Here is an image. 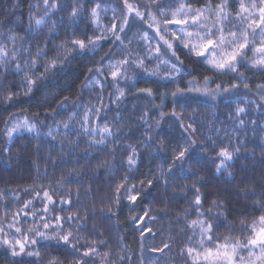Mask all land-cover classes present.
Returning <instances> with one entry per match:
<instances>
[{"label": "trees", "instance_id": "16d2710c", "mask_svg": "<svg viewBox=\"0 0 264 264\" xmlns=\"http://www.w3.org/2000/svg\"><path fill=\"white\" fill-rule=\"evenodd\" d=\"M95 2L102 7L116 8L119 18L126 14L123 0ZM95 2L50 0L57 5L49 12L50 19L45 17L47 23L29 31V16L36 19L45 13L43 0H0V45L10 54L16 48V59L22 69L16 74L15 64L9 65L7 72L0 68V226L3 227L0 264H50L53 260L55 264H75L77 255L63 243L51 240L44 247L40 242L30 243L31 239H38L28 232L34 227L31 213L36 211L39 219L43 208L38 199H33V190L41 188L49 190L57 201V210L48 214L50 222L55 223L54 216L80 217L73 220L71 227L65 224L64 230L73 231V242L79 240L81 252L89 246L97 248L98 255L91 260L85 258L88 264H203L194 259L196 255L188 254L189 248L194 249L200 243L195 227L189 226L191 221L212 223L211 245L214 246L217 242L223 244L225 238L230 242L237 239L244 242L250 232L241 229L264 215L260 203L264 201V107H258L264 105L258 87L264 85V71L243 64L236 73L218 74L181 48L177 55L183 60L184 71L175 82L161 78L165 74L161 65V76L140 73L135 81L120 79L118 84L110 76L107 80L100 77L103 87L93 84L82 88L88 69L94 68L100 55L111 47L106 44L95 61L87 56L69 57L70 67L66 63L63 72L47 73L31 94L24 95V73L32 74L31 64L25 61L36 58L39 72H43L45 59L36 56L38 51L47 52L49 59L57 53L63 56L65 48L70 50L66 42L93 35L96 27L92 23L91 8ZM128 2L141 8L145 0ZM205 2L191 0L194 8ZM218 2L211 0L213 6ZM81 3L85 6L79 16L71 18L73 6L79 7ZM29 5L34 6L31 13ZM12 35L16 37L14 42L8 39ZM122 58V53L114 52L113 60ZM138 71L129 67L127 75L131 77ZM205 76L214 81L209 85L213 89L222 83L225 87L232 84L238 87L221 93L214 101L187 90L189 81H196L203 88ZM118 88L125 91L119 100L116 99ZM144 88L151 89L153 95L149 97L139 91ZM177 88L184 89V94L174 98L171 93ZM9 92L18 95L7 101ZM65 97L67 101L61 108L59 105ZM98 97L103 98L104 107L99 119L94 112H87L88 123L96 122V128L107 124L116 133L114 137H107L105 144L95 143L101 139L99 134L83 131L88 125L84 123L87 109L101 108ZM239 107L246 111L238 116ZM173 111L179 118L171 115ZM161 112L165 113L162 118ZM145 113L146 123L140 119ZM20 117L34 124L35 129L16 135L10 142L6 125L10 128L11 122ZM181 122L185 127L191 123L195 132L185 131ZM65 123L69 129L64 128ZM188 137L196 141L195 149L190 150V158L173 165L174 155L178 154L179 146H186ZM133 149L136 164L130 169L128 157ZM221 149H227L233 158L225 160L227 170L221 169L218 173L217 167L223 159L219 155ZM126 175L131 179L125 181ZM69 180L72 182L65 183ZM148 180L153 181L151 186ZM121 183L141 189L136 204L125 198L123 190L120 202L115 203L116 188ZM197 189L202 202L199 212L192 203ZM61 196L70 199L71 205H60ZM30 199L33 205L24 208ZM25 212L29 213L27 217ZM14 216L20 233L8 228ZM134 216L140 219L134 221L131 219ZM78 225H85L86 230H78ZM41 230L48 231L49 235L55 231L54 228ZM4 240L9 243L4 244ZM16 240L26 244L25 252L39 250L40 256H13L10 243ZM165 244L169 247L164 248ZM105 253H109L107 259Z\"/></svg>", "mask_w": 264, "mask_h": 264}, {"label": "snow or ice", "instance_id": "6c2138e0", "mask_svg": "<svg viewBox=\"0 0 264 264\" xmlns=\"http://www.w3.org/2000/svg\"><path fill=\"white\" fill-rule=\"evenodd\" d=\"M88 0H85L87 3ZM95 2V0H92ZM155 2V0H153ZM45 5V13L39 18L33 19V16H29V31H35L40 26L47 23L45 17L49 16V12L52 9H56L57 5L55 3H50V0H43ZM85 3H81L79 7L73 6L72 12L70 14L71 18H76L80 14V9L85 6ZM124 9H126V14L119 18L115 15L117 12L116 8H112L114 13L112 20L109 26L101 27L100 25V13L101 11H108L107 8H102L101 4L95 2V7L91 8V17L92 23L96 27V31L91 36H86L84 39H72L71 41L66 42L70 44V50L65 48L63 56L60 53H57L55 58H48V53L43 51H38L36 53L37 57H44L45 64L43 65L44 71L39 72V66L36 58L31 59L30 61H25L26 64H31V75L29 72L24 73V80L22 82V87L24 89V95H29L33 92L34 88H37L38 82L45 79L47 73H56L57 70L63 72L65 64L67 63L70 67V59L83 58L85 56L89 57L90 60L95 61V58L100 55V52L103 50L104 45L108 44L111 47L108 49V52L104 55H100L99 61L95 62L94 68H89V75L85 77V84L82 85V88H90L93 84H100V77H104L107 80L108 76L112 78L115 83H119L120 79L132 80L135 81L136 75L140 73L149 76H161L160 67L161 65L165 68V74L161 76L162 79H169L175 82L176 77L184 71L182 65L183 60L177 55L178 51L181 48L187 51L189 56H194L199 59L200 62L206 63L210 66L212 70L218 74H224L226 72L236 73L238 71V65L243 66L242 61L246 58L247 53L246 49H249V45H252L251 51L256 56L254 60L251 61L253 67L259 68V70L264 71V0H259V7L254 2L250 5L251 8L257 9L259 18H255V14L249 12V8L245 7L244 3L241 0L239 11L236 12V16L239 17V24H232V27L225 32V25L230 22L231 13L227 11L229 7V0H219L214 6L211 3V0H206L205 4L200 7H193L191 0H170V3L167 5H159L158 12L159 16L163 19H158L155 14L149 8L147 12L141 11L134 4L128 2V0H123ZM177 3L178 7L172 9V4ZM17 5H13L16 7ZM34 6L29 5V11ZM39 7V5H35ZM165 8H168L169 11H165ZM211 14V19L208 14ZM248 13L247 15H243ZM147 17V18H146ZM119 19V23H117ZM211 24V27L209 26ZM147 25V29H154V34L149 33L148 30L142 31L139 33V41L144 42V47L146 49V54L144 56L139 55L137 51L135 56L133 55V49L129 45L133 44V36L137 33H133V36H130L129 33H132L133 28L139 29ZM246 25V26H245ZM171 26V27H170ZM56 27L55 22H53V28ZM190 29H195L192 31ZM236 29V30H233ZM249 29H251L253 39H249ZM257 29L259 32L257 33ZM98 33V34H97ZM52 33L50 32L49 35ZM27 35V33H26ZM259 36V46H256L255 37ZM15 35L8 37V39L15 41ZM158 38V39H157ZM127 41V43H126ZM153 43L155 46L153 47ZM230 49V50H229ZM119 51L123 54V58L119 60H113L114 52ZM239 58V59H238ZM158 61L154 69L149 70L146 66L145 61ZM15 64L16 74H20L22 71L21 65L17 62L16 59V48L13 47L12 53L10 54L4 46L0 45V68H3L6 72L10 69L9 65ZM129 67H134L139 71L134 73L133 76L129 77L127 75ZM39 72V75L36 73ZM239 76L243 82V74L240 73ZM214 83L209 77H204V87L201 88L196 81H189L187 90L189 92L195 91L201 93L202 95L209 97L211 100H215L218 95L221 93H229L232 89L238 87L237 84H232L230 87H225L222 84H217L213 89L209 85ZM245 88H248L247 83H245ZM103 87V85L101 86ZM261 93V100H264V85L258 86ZM119 95L116 97L117 100L124 97V89H117ZM141 93H147L149 97L153 95V92L149 88L139 89ZM184 89L177 88L176 91L172 92L171 95L175 98L177 96L183 95ZM18 95L17 93L9 92L5 98L7 101H11L14 96ZM101 100V108H88L84 117V123H88L87 112H94L99 119V114L104 107L103 98L98 97ZM67 97L64 98V101L61 102L59 107L63 108ZM163 103V100L161 101ZM79 106V105H77ZM258 107H264V105H258ZM245 108L239 107L236 109L237 115L239 116L242 113H245ZM161 118L165 113H160ZM173 117H177V113L173 111L171 113ZM147 113L140 117L141 121L146 123ZM179 118V117H177ZM241 124L244 123L243 120L240 121ZM159 126V120L156 122ZM182 128L187 131L191 129L192 132H195V128L190 123L186 127L181 122L180 125ZM21 128L26 129L28 132H32L35 129L34 124H29L27 119L22 123L17 122L11 128H8L6 125V134L11 138L13 133L17 132ZM65 129H69L67 123L64 124ZM83 131L87 134L89 129L85 127ZM91 134H99L101 139L95 141L97 144H105L107 137H114L116 133L112 131L111 128L105 124L103 128H92ZM51 135V131H49ZM152 137H149L151 139ZM54 139V138H53ZM210 139V138H209ZM185 145H181L178 154L174 155L173 165L177 161H184L185 159L190 158L188 155L190 150L195 149L196 141L188 137L185 139ZM219 155L223 157L220 162V165L217 167V172L219 173L221 169L227 170L225 165V160H231L233 158L232 153L227 149H221ZM135 149L132 150V155L128 157V167L131 169L136 164ZM172 167L168 168V172L171 173ZM130 176H125L124 180H130ZM72 181H65V183H71ZM59 183V182H58ZM143 184V181H141ZM148 185L153 184L152 180L147 181ZM123 190L125 198L136 204L138 198L141 194V189L136 185H131L130 187H125L123 183L117 185L115 203L120 202V192ZM28 192V189L24 190ZM34 191L33 199H38L39 202L43 205L39 219H36L37 212L33 211L31 213L33 217V225L28 229L29 233L34 234L38 239H31V245H35L40 242L41 247L45 246V243L51 240H56L57 243H63L65 246L69 247L74 254L77 255V260L75 264H88L87 260L92 259L95 255H98V250L96 247H87L83 252L80 251L78 245L79 240L73 242V231L64 230V225L68 224L70 227L73 220H79V216L69 215L67 217L54 216L55 223L49 221L48 214L54 213L57 209L55 205L57 201L53 199V196L50 194L49 190L41 188L39 191ZM197 194L195 200L192 202L193 206L199 212V208L202 207L201 196L199 195V189L196 190ZM252 195H255V192H252ZM78 196V194H77ZM261 207H264V201L260 202ZM60 205H71L70 199H64L61 196L59 200ZM33 205V200L30 199L25 202L24 208H28ZM60 211H64L63 207H60ZM23 211V210H21ZM187 211V210H186ZM29 213L25 212L24 216L27 217ZM147 215V212H145ZM203 216V213H199ZM19 216V213L16 214ZM132 220H138L139 217H131ZM154 219V217L152 218ZM15 216L13 217V223L8 225V228H14L15 232L20 233L21 228L16 227ZM190 227H199L201 232V241L200 244L203 247L205 238L212 242V223L205 222L204 220H193L191 221ZM147 227V226H145ZM50 228H54L55 231L52 235L48 234ZM77 229L86 230L85 225H78ZM150 231V229H147ZM0 231H3V227L0 226ZM241 231H249L250 235L246 237L244 242H241L237 239L235 242H230L228 238H225L223 244L217 242L214 247L205 248L203 252L196 253L197 261L200 260L202 256L203 264H264V215H260L257 221H254L249 227L241 229ZM143 234V230H142ZM25 241L29 240V236L26 234L24 237ZM4 244H8V240L3 241ZM101 243L104 241L101 240ZM15 245H19V251L16 250ZM12 247V255L17 256L20 254H26L28 256L39 257V250L25 252V243H21L19 240L15 241V244ZM169 247L168 244L164 245V248ZM156 251H163V249H154ZM194 249L189 248L188 254L191 256ZM247 253V256L242 253ZM105 258L109 257V253L104 254ZM121 260L124 257L120 258ZM50 264H55V261H50Z\"/></svg>", "mask_w": 264, "mask_h": 264}, {"label": "rangeland", "instance_id": "374dc122", "mask_svg": "<svg viewBox=\"0 0 264 264\" xmlns=\"http://www.w3.org/2000/svg\"><path fill=\"white\" fill-rule=\"evenodd\" d=\"M135 0H133V2H134ZM242 2L244 3V5H245V7H248L249 8V12H252V13H254L255 14V18H259V15H258V12H257V9H253V8H251L250 7V5L252 4V3H256L257 4V6L259 7V0H242ZM170 3V0H155V2H153V0H145V2L143 3V6L141 7V8H139L141 11H145V12H147V10L150 8L151 9V11L153 12V14H155L156 16H157V18L158 19H163V17H160L159 16V12H158V6L159 5H167V4H169ZM240 3H241V0H229V7H228V9H227V11L229 12V13H231V16H230V22L228 23V24H226L225 25V32H227V30L229 29V28H231L232 27V24H239V17H237L235 14H236V12L237 11H239V7H240ZM131 4H133L132 2H131ZM175 7H178V4L177 3H173L172 4V9H174ZM102 8H107L108 9V11H106V12H104V11H101V13H100V25L102 26V27H104V26H107V25H110V22H111V20H112V17H113V15H114V13L112 12V8L113 7H108V6H104V7H102ZM165 11H169V9L168 8H165ZM126 12V11H125ZM248 13H244L243 15H247ZM115 15L116 16H119V12L117 11L116 13H115ZM209 15V17H210V19L212 18L211 17V14L209 13L208 14ZM147 18V17H146ZM117 21L118 22H120L119 21V19H117ZM116 21V22H117ZM209 26L211 27V24H209ZM246 26V25H245ZM171 27V26H170ZM144 30H148L149 31V33H150V35L151 34H154V29H147V25H143V27L142 28H140L139 29V32H138V30H137V28H133V30H132V33H130L131 35L130 36H133V33H137V35H135V36H133V44H132V48L131 49H133V55L135 56V54H136V52L138 51L139 52V55H141V56H144L145 54H146V49H145V47H144V42L143 41H139V33H142V31H144ZM190 30H192V31H195V29H190ZM233 30H236V29H233ZM249 31V39L250 40H252L253 39V35H252V32H251V29H249L248 30ZM257 31V33L259 32V29H257L256 30ZM255 40H256V46H259V43H260V40H259V36L257 35L256 37H255ZM153 46H155V44L153 43ZM251 48H252V45L250 44L249 45V49H246L245 51H246V53H247V56H246V58L242 61V64H245V65H247V66H249V67H252V68H256V67H253L252 66V64H251V61L252 60H254L255 58H256V56L253 54V52L251 51ZM230 50V49H229ZM239 59V58H238ZM158 63V61H151V62H149V61H145V64H146V66L147 67H149V70H151V69H154L155 67H156V64ZM152 64V65H151ZM150 65V66H149ZM239 66V65H238ZM259 69V68H258ZM162 69H161V67H160V73L162 74ZM99 86H101L100 84H99ZM26 118H23V117H20V118H16L14 121H12L11 122V124H10V128L15 124V123H17V122H23L24 120H25ZM28 121V120H27ZM29 122V121H28ZM29 124H30V122H29ZM96 122H92V123H88V125H87V128L89 129H92V128H96ZM97 128H100V127H97ZM101 128H103V127H101ZM25 132H28L26 129H23V128H21L20 130H18L17 132H15V133H13V135H12V138L13 137H15L16 135H18V134H20V133H25ZM89 132H91L90 130H89ZM11 138V139H12ZM194 230H195V232H196V234L198 235V237H199V240L201 241V232H200V228L197 226V227H195L194 228ZM10 244H15V241H13V242H11ZM18 249V251H19V245H15ZM208 247H214V246H212L211 245V242H209L206 238H205V240H204V245H203V247L201 246V244L199 243V246L198 247H196V248H194V251H193V253L192 254H194V255H196V253L197 252H203L204 251V249L205 248H208ZM26 248V247H25ZM243 255H245V256H247V253L245 254V253H242ZM192 256V255H191ZM195 260H197L196 259V257L194 258ZM199 261H203L202 260V256H201V258H200V260Z\"/></svg>", "mask_w": 264, "mask_h": 264}]
</instances>
